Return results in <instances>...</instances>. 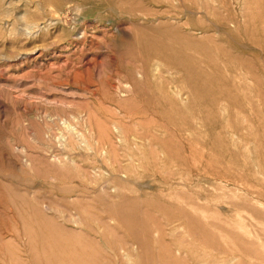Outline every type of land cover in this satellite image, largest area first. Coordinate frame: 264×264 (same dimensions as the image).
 Segmentation results:
<instances>
[{
    "label": "rangeland",
    "instance_id": "374dc122",
    "mask_svg": "<svg viewBox=\"0 0 264 264\" xmlns=\"http://www.w3.org/2000/svg\"><path fill=\"white\" fill-rule=\"evenodd\" d=\"M0 264H264V0H0Z\"/></svg>",
    "mask_w": 264,
    "mask_h": 264
},
{
    "label": "bare ground",
    "instance_id": "6f19581e",
    "mask_svg": "<svg viewBox=\"0 0 264 264\" xmlns=\"http://www.w3.org/2000/svg\"><path fill=\"white\" fill-rule=\"evenodd\" d=\"M73 10H75L74 8H72V7H69L67 10H66V13L68 14L69 12H73ZM56 11H57V9H56ZM56 11H55V13H56ZM55 13H52V14H55ZM57 14L58 13H56V16H57ZM70 15V14H69ZM72 15V14H71ZM70 15V16H71ZM74 15V14H73ZM23 16V15H22ZM24 17V16H23ZM53 17V16H52ZM55 17V16H54ZM45 18V23H46V17H44ZM51 18V17H50ZM74 16H72L71 17V20H74ZM27 20V19H26ZM49 20V19H48ZM48 20H47V22H48ZM53 20H55L54 18L53 19H51V20H49V22H48V25H51V23L50 22H52ZM57 20V19H56ZM58 20H60V19H58ZM29 21V20H28ZM30 22H32L33 23V21H30ZM29 23V22H28ZM34 23H35V21H34ZM58 24H59V22H57ZM62 23V22H61ZM38 24V23H37ZM36 23H35V25H37ZM47 24V23H46ZM42 25V27H41V29H45L48 25ZM56 24V23H55ZM26 25V24H25ZM24 25V26H25ZM32 25V24H31ZM40 25V24H39ZM39 25H37V26H39ZM28 27V26H27ZM27 27H25V28H27ZM30 27V26H29ZM32 27V26H31ZM33 27H35V26H33ZM40 27V26H39ZM30 29V28H29ZM30 30H32V28L30 29ZM29 30V31H30ZM37 30H39L40 31V28L39 29H37ZM23 31H25V34H26V31H28V30H23ZM29 31H28V33H29ZM146 32V31H145ZM29 34H31V33H29ZM81 34V33H80ZM77 37V36H76ZM77 39H79V38H77ZM81 41V40H80ZM81 48V47H80ZM80 48H79V50H80ZM81 51V50H80ZM255 162V161H254ZM107 184V183H106Z\"/></svg>",
    "mask_w": 264,
    "mask_h": 264
}]
</instances>
